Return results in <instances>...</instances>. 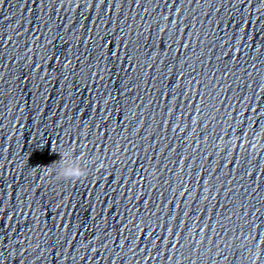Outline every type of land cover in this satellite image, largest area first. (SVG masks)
I'll return each mask as SVG.
<instances>
[{
  "label": "water",
  "instance_id": "1",
  "mask_svg": "<svg viewBox=\"0 0 264 264\" xmlns=\"http://www.w3.org/2000/svg\"><path fill=\"white\" fill-rule=\"evenodd\" d=\"M0 264H264V0H0Z\"/></svg>",
  "mask_w": 264,
  "mask_h": 264
},
{
  "label": "clouds",
  "instance_id": "2",
  "mask_svg": "<svg viewBox=\"0 0 264 264\" xmlns=\"http://www.w3.org/2000/svg\"><path fill=\"white\" fill-rule=\"evenodd\" d=\"M56 175L64 179H76L85 175V169L79 166L78 161L70 153L61 154Z\"/></svg>",
  "mask_w": 264,
  "mask_h": 264
}]
</instances>
